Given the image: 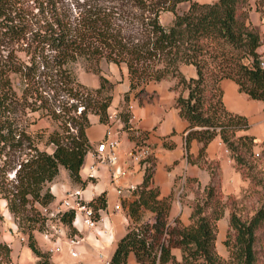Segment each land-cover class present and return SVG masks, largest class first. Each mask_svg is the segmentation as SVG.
Masks as SVG:
<instances>
[{"label": "trees", "instance_id": "trees-1", "mask_svg": "<svg viewBox=\"0 0 264 264\" xmlns=\"http://www.w3.org/2000/svg\"><path fill=\"white\" fill-rule=\"evenodd\" d=\"M182 1L188 7L178 11ZM254 3L264 11V0ZM251 8L249 0H0V197L27 233L35 264H50L34 234L45 226L38 205L54 199L49 183L63 166L72 182L86 184L79 170L91 147L88 115L108 119L114 82L102 73L103 59L125 63L129 91L136 93L151 80L171 78L174 104L188 122L185 146L196 138L202 143L200 157L207 143L219 138L236 166L246 167L250 182L260 183L264 192V173L257 178L249 170L255 146L264 140L248 131L246 115L225 105L220 84L230 78L249 97L264 100V46L259 49L264 32L248 19ZM166 10L174 13L169 24L160 21ZM78 62L98 75L97 87L77 78L73 68ZM182 64H192L195 74L186 76ZM128 98L127 91L123 100ZM32 111L46 126L30 127L36 121L28 115ZM118 114L123 126L136 132L130 109L123 106ZM137 134L146 136L143 130ZM187 159L193 161L189 152ZM210 164L209 182L187 201L189 222L175 217L172 223L173 194L160 195L150 155L137 196L123 203L130 221L109 264H127L130 252L139 264H264V203L243 218L231 203L232 191L222 187L219 163ZM89 202L104 207V192ZM227 208L222 241L228 254L223 258L216 249L217 221ZM144 210L153 212L152 222L140 221ZM72 215V210L61 215L69 232L75 231ZM8 263L11 247L0 240V264Z\"/></svg>", "mask_w": 264, "mask_h": 264}, {"label": "crops", "instance_id": "crops-1", "mask_svg": "<svg viewBox=\"0 0 264 264\" xmlns=\"http://www.w3.org/2000/svg\"><path fill=\"white\" fill-rule=\"evenodd\" d=\"M253 10L250 22L264 32V15L262 16L255 9ZM263 46L261 45L259 49L261 50ZM104 61L105 64L108 63V61ZM109 63L114 65L115 68H104L103 62H100L102 73L114 82L112 100L108 107V112L112 110V112L116 111L119 113L118 109L121 108L124 101L123 95L125 92H129L130 99L135 98L132 105L135 117L130 121L136 128V132H131L124 127L121 119L115 124L120 128L122 150L126 151L127 148L137 143H146L151 146V155L155 160L154 184L158 185L161 196L167 195L170 192L173 194L169 216L170 222L174 223L175 217L179 218L183 223L189 222L191 207L187 201L192 200L194 197V191L186 192V199L182 204L179 201L178 191H176L177 183L182 182L183 184L187 179H190L191 184L195 185V187H203L211 178L210 163L212 161L219 163L224 191L231 192L238 189V184L241 181L240 175L233 166V161L229 156L226 145L219 138L210 140L205 147L204 156L200 157L198 154L202 143L196 138L190 139L188 148L185 146L188 122L181 117L178 108L174 104L176 92L170 88L173 80L166 78L157 81L151 80L144 85L140 92L136 93V90L129 91L127 68H122L123 75L121 76L118 68L119 65L114 62ZM180 70L186 76L195 74V67L192 64H182L180 65ZM79 80L91 87L99 85V77L93 72H85ZM220 84L223 89V101L225 105L233 111L246 115L249 122L248 131L258 141L262 140L264 138V100L249 97L245 92L240 91L238 84L230 78H223ZM137 97L138 99H136ZM88 116L90 124L86 128V134L91 147L85 153L79 170L81 177L87 180L86 184L81 186L72 182L67 169L60 166L58 175L49 183V188L54 194V199L45 207L47 210H55L69 191L79 189L82 197L87 201L104 192L106 205L104 207L99 206L101 208V215L104 216V222L99 223L98 230L83 226L78 231L83 237L78 244L80 250L78 258H71L66 248H64L61 252L54 254L50 264H70L71 262H74L73 264H101L98 251L104 252L107 258L111 259L117 242L125 233L129 223V216L126 213L127 206H123V203H128L137 196L135 191L130 192L128 190L122 195H118L109 182L106 167L100 168V176L97 179L89 180L86 177L88 164L93 160L92 150L105 131V122L99 119L98 114L89 113ZM43 123H45L44 119ZM142 130L146 132L145 137L137 134L138 131ZM132 133L134 136L131 135ZM49 149H52V145H50ZM187 152L190 153L193 161H188ZM118 164L121 165L122 162L120 161ZM143 170L139 164H129V174L123 181L137 182L138 184L142 180ZM118 202L120 203V208L116 207ZM145 211L149 215L146 221L152 222L154 219L153 212L149 210ZM224 218L223 215L218 220L219 227L220 224L224 228L226 227ZM49 245L50 242L47 240V245L44 249L47 250ZM11 257H13L12 250ZM127 264H139L135 260L133 252L129 253Z\"/></svg>", "mask_w": 264, "mask_h": 264}, {"label": "built area", "instance_id": "built-area-1", "mask_svg": "<svg viewBox=\"0 0 264 264\" xmlns=\"http://www.w3.org/2000/svg\"><path fill=\"white\" fill-rule=\"evenodd\" d=\"M261 63L264 64V61ZM129 106L132 107V104H129ZM134 117L135 114L131 112L130 120ZM119 120L118 112H108L104 135L97 141L92 150L93 160L88 164L86 177L89 180L97 179L100 176V168L106 167L110 184L118 195H122L126 190L135 191L137 187V182L123 181L129 174V164L136 163L144 169L147 158L152 154V148L146 143H137L123 151L120 128L115 125ZM256 154H258V151H256ZM120 161L122 162L121 165L118 164ZM116 207L120 208L119 202ZM43 209L46 216V228L42 234L50 242L46 251L51 260L54 254L61 252L64 248H66L71 258H78L80 253L78 244L83 239L78 231L83 226L98 230L99 223L104 222V216L100 212L101 208H95L92 203L85 200L79 189L69 191L55 210H47L45 206ZM65 210L73 211L71 223L76 229L74 232H69L67 224L61 219V215ZM21 238H24V236H21ZM98 257L101 264H109L110 259L107 258L104 252L98 251Z\"/></svg>", "mask_w": 264, "mask_h": 264}, {"label": "rangeland", "instance_id": "rangeland-1", "mask_svg": "<svg viewBox=\"0 0 264 264\" xmlns=\"http://www.w3.org/2000/svg\"><path fill=\"white\" fill-rule=\"evenodd\" d=\"M199 1H212V0H199ZM249 2L252 5V8L249 12L248 19L251 21V15L253 14L255 9V3L254 0H249ZM188 1H182L178 3L177 10L183 11L188 7ZM256 10V9H255ZM262 16L264 15V11L257 10ZM174 17V13L170 10H166L161 12L160 14V21L163 24H169ZM263 33V32H262ZM105 59L101 60L104 64V68H115L114 65L111 63L105 64ZM113 66V67H112ZM85 66L83 63L78 62L75 64L73 70L77 76V78L80 79V77L85 73H91L89 71H86ZM119 73L122 76L123 71L122 68H126L125 63H122L119 65ZM168 80H172L169 78ZM43 86L45 84L43 83ZM135 99V98H134ZM134 99L128 98L125 101L122 102L121 108L125 106L126 108H129L132 110L133 107H130L129 104H134ZM138 99V97L136 98ZM120 108V109H121ZM118 109V110H120ZM112 112V110H110ZM133 112V110H132ZM29 117L31 119H35V123H31L30 126L32 128H37L38 126H46V122L43 123L42 117H39L38 111H32L28 113ZM264 140V138L262 139ZM40 146L46 145L42 142V140L39 141ZM50 148V145L47 147ZM255 150L258 151V154L254 153V165L249 168L250 171H253L257 178L261 177L264 173V144H258L255 146ZM229 153V150H228ZM232 161L234 160L231 158ZM234 162V161H233ZM214 164V163H213ZM233 166L237 173H239L241 181L239 182V187L236 191H232V195L234 196V201L231 202L235 210L243 217L247 218L250 217L253 212L262 204L264 203V192L262 185L260 183H251L249 178L246 176L247 168L243 166V168H238L233 163ZM237 167V168H236ZM63 169V168H62ZM12 171V170H10ZM12 173V172H10ZM244 173V174H243ZM61 176V175H60ZM190 179H187L185 183L182 184V182L177 183L176 191H178L179 195V201L183 204L185 201V193L188 191H195L197 187L195 185L191 184ZM187 188V190H186ZM190 189V190H189ZM41 209L42 213L44 214V209L41 207V205H38ZM0 211L2 213V217L0 218V240L7 242L11 250L13 251V257H11V263L10 264H35L36 256L35 253L30 250V247L28 246V235L27 233L22 229V227H19L17 225V218H14V216L8 211L6 207V200L3 197H0ZM228 211L229 208L226 209L224 213V220L226 221V227L224 228L221 224L220 227L218 225L217 221V238H216V249L221 254L223 258L227 257L228 251L227 247L223 243V238L226 235V231L228 228ZM142 218L140 221H146L149 218L148 212L145 210L142 212ZM223 220V219H222ZM130 221V218H129ZM223 223V221H221ZM46 226L42 230H35V238L42 250H45V246L47 245V240L41 234L45 231ZM21 236H24V238H21ZM41 242V243H40ZM173 252H175L176 256L179 257L180 250L177 247H174ZM46 251V250H45ZM51 262V257H50ZM74 262H71L70 264H73Z\"/></svg>", "mask_w": 264, "mask_h": 264}]
</instances>
